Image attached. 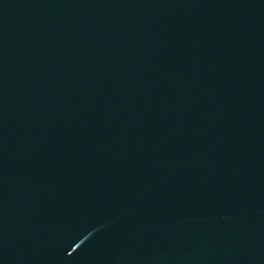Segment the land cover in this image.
<instances>
[{
	"label": "water",
	"instance_id": "1",
	"mask_svg": "<svg viewBox=\"0 0 264 264\" xmlns=\"http://www.w3.org/2000/svg\"><path fill=\"white\" fill-rule=\"evenodd\" d=\"M0 264H264V0H0Z\"/></svg>",
	"mask_w": 264,
	"mask_h": 264
}]
</instances>
